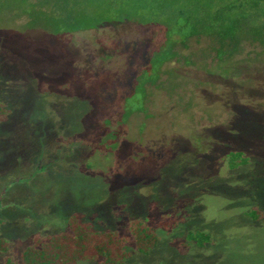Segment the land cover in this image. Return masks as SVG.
Listing matches in <instances>:
<instances>
[{
	"label": "rangeland",
	"instance_id": "1",
	"mask_svg": "<svg viewBox=\"0 0 264 264\" xmlns=\"http://www.w3.org/2000/svg\"><path fill=\"white\" fill-rule=\"evenodd\" d=\"M6 14L0 23L10 28ZM161 41L151 27L119 25L40 40L31 62L23 52L0 58L8 110L0 124V259L64 230L75 215L126 236L132 222L153 226L147 253L124 242V264H264V49L244 44L220 63L213 44L191 38L161 67L157 86H147L145 111L118 127L123 100ZM46 45L63 57L44 63ZM81 87L96 104L99 132L119 129L117 146L102 134L79 138L87 119L76 112ZM135 99L127 109L144 100ZM223 139L248 143L245 164L230 166L215 144Z\"/></svg>",
	"mask_w": 264,
	"mask_h": 264
},
{
	"label": "trees",
	"instance_id": "2",
	"mask_svg": "<svg viewBox=\"0 0 264 264\" xmlns=\"http://www.w3.org/2000/svg\"><path fill=\"white\" fill-rule=\"evenodd\" d=\"M2 10L7 12L6 16L9 14L8 20H12L10 28L7 27L8 24L0 23V58L7 60L10 56H21L20 52H23V57L31 62L37 53L31 49L34 43L41 49L44 47L41 46L43 42L40 40L48 41L75 32L131 25L151 27L160 33L161 45L153 51L148 64L140 69L134 81L133 92L123 100L118 127H121L130 115L145 111L144 105L148 100L147 86H157L160 75H166L160 70L161 67L177 57V47L186 49L191 38L201 37L213 44L212 50L220 63L238 53L244 44L257 45L264 49V0H0V12ZM13 40L16 47L6 45ZM46 46L49 48L48 52L45 50V53L40 54L44 63L51 64L50 61L55 56L63 57L64 53L54 54V48ZM23 49L24 51H21ZM101 52L105 57L108 56L104 50ZM230 64L234 63L229 62L228 65ZM58 65L64 71L69 69L67 64ZM228 65L226 66L229 67ZM201 69L211 77L212 73L207 71L204 65ZM43 76L37 74L39 80H45L51 75L45 73ZM58 79L59 77H55V80ZM138 95L144 99L142 104L137 102L136 106L127 109L126 105L131 104L128 100L132 98L135 101ZM89 97L82 87L75 97L78 99L76 105H79L76 112L79 116L83 114L84 118L87 117L82 125V134L78 133L79 138L98 139V134H102L101 141L105 139L107 143L117 146L119 129L99 132L96 104L92 100L88 101ZM7 113L8 110H4L0 101V124L7 120ZM107 122L104 119L103 123ZM90 124L93 129L89 127ZM199 137L201 140L200 135ZM216 143L227 151L230 166L247 162L248 154L245 148L248 143L242 148L239 143L229 139ZM83 165L86 166L87 163ZM1 223L0 219V225ZM128 234L121 235L112 229H92L90 223L83 222L73 215L68 218L64 230L48 237H34L30 243L16 249L14 258L4 257L0 259V264H76L78 260L124 264L128 256L122 247L125 241L143 253H147L156 241L153 226L142 223L132 222ZM192 234L193 232L189 238ZM194 238L191 239L194 241ZM207 240V236L203 235L201 238L198 236L195 242L201 246ZM5 249L6 244L0 238V251Z\"/></svg>",
	"mask_w": 264,
	"mask_h": 264
},
{
	"label": "flooded vegetation",
	"instance_id": "3",
	"mask_svg": "<svg viewBox=\"0 0 264 264\" xmlns=\"http://www.w3.org/2000/svg\"><path fill=\"white\" fill-rule=\"evenodd\" d=\"M118 173H115V175H117Z\"/></svg>",
	"mask_w": 264,
	"mask_h": 264
}]
</instances>
